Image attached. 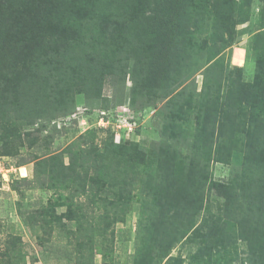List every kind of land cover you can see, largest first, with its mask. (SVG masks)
Segmentation results:
<instances>
[{
    "label": "rangeland",
    "instance_id": "rangeland-1",
    "mask_svg": "<svg viewBox=\"0 0 264 264\" xmlns=\"http://www.w3.org/2000/svg\"><path fill=\"white\" fill-rule=\"evenodd\" d=\"M73 1L65 7L55 0H0V264H133L144 250L135 238L136 202L141 201L136 191L131 198L134 210L105 228L107 212L100 206L78 208L87 200L77 195V180L66 178L64 167L75 161L74 153L80 149L112 145L142 150L146 169L153 170L160 158V131L175 113L166 99L156 97L157 92L138 88V81H132V61H121L102 80L90 81L67 61L77 55L88 60L111 43L94 2ZM207 23V28L212 26L211 20ZM263 23L264 0H251L248 15L237 21L238 36L221 55L231 70L242 68L246 81L255 72L252 37ZM115 36L114 41H123L118 33ZM120 42L117 46L124 47ZM125 42L132 44L129 39ZM216 42L221 47L220 40ZM202 77L197 73L193 82L182 86V94L198 92ZM78 104H127L137 130L116 136L88 115L52 124ZM239 154L234 153L230 163L229 159L210 162L211 186L205 188L197 215L198 223L211 216L218 220L211 240L214 264H251L222 187L230 172L239 168ZM75 215L79 221L70 218ZM178 253L183 264H202L200 249L190 236L176 243L172 254Z\"/></svg>",
    "mask_w": 264,
    "mask_h": 264
},
{
    "label": "trees",
    "instance_id": "trees-1",
    "mask_svg": "<svg viewBox=\"0 0 264 264\" xmlns=\"http://www.w3.org/2000/svg\"><path fill=\"white\" fill-rule=\"evenodd\" d=\"M55 1L65 7L69 1L75 4ZM91 1L101 12L99 20L106 24L111 43L95 57L90 55L89 61L85 55L69 56L67 61L77 71L83 70L81 75L89 81L92 77L102 80L121 61H132V81L166 99L175 116L160 131V158L153 170L146 169L145 153L134 147L121 150L110 145L74 153L75 161L64 168L66 178L77 180V195L87 200L78 208L100 206L107 212L105 228H109L134 210L131 198L137 193L141 201L136 202L135 238L144 250L137 251L142 253L133 264H183L182 255L172 251L189 236L200 249L202 264H214L211 240L218 220L211 216L198 223L197 215L205 188L211 186L210 162L229 159L230 163L239 152V168L230 172L223 195L232 207L239 236L247 243V260L261 264L262 257L264 264V23L252 37L255 72L251 81L243 80L241 67L231 70L221 60L222 52L238 36L237 21L248 15L251 0ZM117 33L122 48L117 46L120 41H114ZM218 39L221 47L214 45ZM200 72V90L183 95L182 86ZM70 218L79 221L76 215Z\"/></svg>",
    "mask_w": 264,
    "mask_h": 264
},
{
    "label": "built area",
    "instance_id": "built-area-1",
    "mask_svg": "<svg viewBox=\"0 0 264 264\" xmlns=\"http://www.w3.org/2000/svg\"><path fill=\"white\" fill-rule=\"evenodd\" d=\"M85 115L91 116L98 126L111 129L116 136L125 135L137 130V123L133 115V110L127 104L109 109L78 104L71 113L53 119L52 124L60 126L66 124V122L71 119L73 120L76 116L83 117Z\"/></svg>",
    "mask_w": 264,
    "mask_h": 264
},
{
    "label": "bare ground",
    "instance_id": "bare-ground-1",
    "mask_svg": "<svg viewBox=\"0 0 264 264\" xmlns=\"http://www.w3.org/2000/svg\"><path fill=\"white\" fill-rule=\"evenodd\" d=\"M24 174H25V171L22 170V175H24Z\"/></svg>",
    "mask_w": 264,
    "mask_h": 264
}]
</instances>
